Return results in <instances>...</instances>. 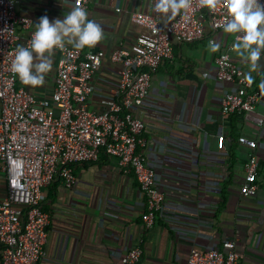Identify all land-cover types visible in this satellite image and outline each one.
<instances>
[{
    "label": "crops",
    "instance_id": "1",
    "mask_svg": "<svg viewBox=\"0 0 264 264\" xmlns=\"http://www.w3.org/2000/svg\"><path fill=\"white\" fill-rule=\"evenodd\" d=\"M74 2L66 0L62 6L60 0H16V15L32 21L28 28L17 25V45H27L41 16L62 18ZM151 6V0H89V18L100 24L104 39L82 52L106 53L92 80V107L116 88L123 66L111 62L112 52L147 32L132 22L131 14L151 13ZM175 17L160 19L170 23ZM204 22L202 39L173 41V57L152 75L149 96L134 110L147 126V163L166 194L154 227L144 226L146 201L134 176L124 175L116 159L102 155L97 162L75 167L78 182L73 189L59 181L43 189L41 209L51 216V223L39 264H123V256L134 246L143 250L137 264H188L192 249L222 250L228 241L236 245L239 264H264V87L260 86L264 71L251 73L254 88L262 93L256 111L224 115L221 99L236 87L217 79L215 61L231 48L234 37ZM212 40L220 44L215 53L209 50ZM230 52L247 74L248 64ZM52 60L43 85H25L18 78L17 87L38 99L51 97L59 62L56 51ZM222 135L225 141L220 148ZM240 136L256 140V148L241 144ZM254 153L259 190L244 198L240 188ZM6 195V181L0 179V202Z\"/></svg>",
    "mask_w": 264,
    "mask_h": 264
},
{
    "label": "built area",
    "instance_id": "2",
    "mask_svg": "<svg viewBox=\"0 0 264 264\" xmlns=\"http://www.w3.org/2000/svg\"><path fill=\"white\" fill-rule=\"evenodd\" d=\"M88 2L74 3L87 9ZM155 2L151 0V13L131 14L132 22L147 32L112 52L111 62L123 66L116 88L92 107V80L105 51L83 53L72 46L54 50L59 55L54 91L51 97L38 99L17 87L18 77L11 71L17 25L28 28L32 21L16 15V0H0V179L7 186V195L0 202V264H39L51 223V216L41 209L43 189L57 181L73 189L78 182L75 167L97 162L102 155L116 159L124 175L134 176L146 201L144 226L150 229L156 224L166 194L157 186L156 172L147 163V126L134 110L149 96L152 75L165 59L173 57V41L202 39L206 34L204 21L215 31L223 30L227 12L222 6L208 9L201 7L199 0H191L190 8L172 22L163 23L153 10ZM260 2L264 4V0ZM230 50L220 53L215 61L217 79L236 87L224 94L221 111L224 115H250L261 102L262 93L248 82ZM224 141L220 136V148ZM239 142L251 149L257 146L256 140L245 136H240ZM245 171L240 193L248 198L259 190L255 153ZM142 254L139 246L131 247L122 263L137 264ZM239 260L233 241L224 243L222 250L192 249L188 256V264H239Z\"/></svg>",
    "mask_w": 264,
    "mask_h": 264
},
{
    "label": "clouds",
    "instance_id": "3",
    "mask_svg": "<svg viewBox=\"0 0 264 264\" xmlns=\"http://www.w3.org/2000/svg\"><path fill=\"white\" fill-rule=\"evenodd\" d=\"M66 0H60L62 6ZM201 7L215 9L222 6L227 15L223 31L234 37L232 51L241 57L249 67L246 78L253 82L252 72L264 71V4L260 0H199ZM191 6V0H156L153 10L162 18L172 19ZM104 39L100 24L89 18L82 6H73L63 13L62 18L50 20L41 16L34 24L27 45H17L13 51L11 71L20 81L29 86H41L52 71L54 50L67 46L84 50L99 44ZM220 44L209 42V50L215 53ZM264 87V82L261 83Z\"/></svg>",
    "mask_w": 264,
    "mask_h": 264
}]
</instances>
